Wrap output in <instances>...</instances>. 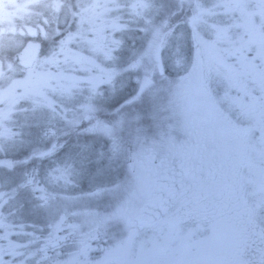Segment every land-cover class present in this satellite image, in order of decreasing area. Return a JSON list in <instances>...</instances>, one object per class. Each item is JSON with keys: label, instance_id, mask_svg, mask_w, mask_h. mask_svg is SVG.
<instances>
[{"label": "snow or ice", "instance_id": "snow-or-ice-1", "mask_svg": "<svg viewBox=\"0 0 264 264\" xmlns=\"http://www.w3.org/2000/svg\"><path fill=\"white\" fill-rule=\"evenodd\" d=\"M0 264H264V0H0Z\"/></svg>", "mask_w": 264, "mask_h": 264}, {"label": "flooded vegetation", "instance_id": "flooded-vegetation-1", "mask_svg": "<svg viewBox=\"0 0 264 264\" xmlns=\"http://www.w3.org/2000/svg\"><path fill=\"white\" fill-rule=\"evenodd\" d=\"M11 15H15V11L13 10L12 12H11ZM129 43H131V41H129ZM137 44H139V41H137ZM83 184H84V181H82V184H81V187H83ZM26 219H32V217H25Z\"/></svg>", "mask_w": 264, "mask_h": 264}, {"label": "trees", "instance_id": "trees-1", "mask_svg": "<svg viewBox=\"0 0 264 264\" xmlns=\"http://www.w3.org/2000/svg\"><path fill=\"white\" fill-rule=\"evenodd\" d=\"M123 174H124V169H121L120 170V175L123 176ZM86 187H87V181L85 180L84 184H83V188H86Z\"/></svg>", "mask_w": 264, "mask_h": 264}]
</instances>
